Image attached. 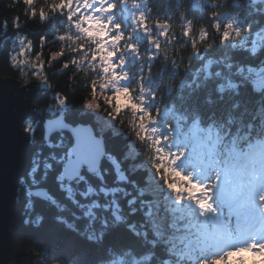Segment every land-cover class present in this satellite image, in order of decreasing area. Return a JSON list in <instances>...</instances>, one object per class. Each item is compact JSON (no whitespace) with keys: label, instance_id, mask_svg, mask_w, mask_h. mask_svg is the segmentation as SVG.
<instances>
[{"label":"trees","instance_id":"16d2710c","mask_svg":"<svg viewBox=\"0 0 264 264\" xmlns=\"http://www.w3.org/2000/svg\"><path fill=\"white\" fill-rule=\"evenodd\" d=\"M107 2L117 5L110 13L113 24L122 25V32L131 37L128 42L137 46L136 52L121 54L125 63L119 72L127 79L118 86L131 87L153 115L150 127L165 138L161 147L171 159L179 156L173 167L181 177L187 176L183 166L202 172L189 178L208 185L216 212L201 215L195 201L181 199L168 187L154 166L150 143L137 139L127 110L114 116L98 97L99 108L87 106L94 100L91 82L98 79L90 62L68 51L51 59L69 46L60 37L76 32L66 10L34 17L23 0H0V70L5 78L22 85L36 82L38 87L35 116L23 125V130L30 125L24 134L33 156L17 187L12 262H210L233 249L219 243L221 229L236 236V213L219 200L218 170H229L240 153L254 158L264 152V0H138L139 7L124 0ZM49 3L37 0V9ZM141 12L148 15L149 24L158 20L170 25L167 39L158 28L152 33L159 38L160 51L134 22ZM188 22L192 39L183 35ZM229 23L235 29L225 39ZM236 30L242 34L235 35ZM22 42L31 48L24 52ZM17 56L26 59L20 68L13 61ZM40 58L46 80L36 79L32 69ZM73 58L79 60L77 68L70 64ZM50 110H63L68 123L91 124L104 136L107 157L97 172L85 170L74 182L63 179V163L73 142L60 133L44 143L43 124ZM37 188L48 189L56 203L34 199L31 191ZM214 219L222 226L218 237L204 230L206 222L213 227ZM244 259L258 264L251 255Z\"/></svg>","mask_w":264,"mask_h":264},{"label":"snow or ice","instance_id":"6c2138e0","mask_svg":"<svg viewBox=\"0 0 264 264\" xmlns=\"http://www.w3.org/2000/svg\"><path fill=\"white\" fill-rule=\"evenodd\" d=\"M24 4L29 10V14L34 17L47 18L52 12L65 11L68 19L72 21L76 30L73 35H64L60 39L68 43L67 49L57 51L51 59L58 60L64 56L65 51L70 52L73 56H79V60L83 59L85 63L90 62V68L98 79L91 82V94L94 97L92 102H88L87 106L92 109H97L101 105L96 102L95 98H99L105 105L112 109L114 116H121L124 110H127L130 115V120L137 129V139L150 143L153 150L154 166L160 172L161 178L167 180L168 187L172 189L177 196L184 199L185 196L189 200L195 201L201 210V215L207 216L208 213H215L216 206L212 203V194L208 185H201L193 183L189 177H181V173L173 167L175 163L171 159V154L161 147L164 143V137H158L156 133L158 129H152L150 122L153 121V115L144 108L143 104L137 99L136 92L131 87L118 86V82L127 79L126 73H120V67L125 63L121 58V54L126 51H137L135 44L129 43L131 37L122 32V25L113 24V18L110 13L117 7L115 3H108L107 0H50L46 8L37 9V0H23ZM125 3L131 2L133 7H139L138 0H124ZM183 15V13H182ZM216 15V14H214ZM137 28L149 35L150 42L158 51L161 50L162 45L158 37H154L152 33L155 29L160 30V35L166 39L170 37V25L162 23L158 20H153L149 24V17L146 13L141 12L133 17ZM16 27L20 26L19 18L14 19ZM220 27V25H217ZM227 31L224 33L225 39L233 33L235 25L229 23ZM193 27L192 23L188 22L184 28L183 35L192 39ZM242 33L239 30L235 31V35L240 36ZM205 38L202 35L201 39ZM24 52L31 48L30 44L24 43ZM206 47H211L206 44ZM32 66L35 70V78L39 80H46L44 72V65L40 62ZM79 60L71 59L70 64L76 68L79 66ZM13 61L16 68H20L26 59L21 60L19 56L14 57ZM119 61V63H117ZM70 65L67 63L66 67ZM111 91L113 94H107ZM66 100V98H65ZM64 100L61 101L63 103ZM26 132L30 131V125H26ZM81 142L78 140V144ZM85 155L77 163H87V143L84 145ZM175 177V178H174ZM225 187L220 189L219 200L222 204H226L228 191L231 194L238 196L242 200L255 207L259 204L261 210H264V159L260 161V170L257 171L254 167V159L251 155L239 154L235 158L231 168L225 172ZM34 199L43 202L51 201L56 203L55 198L46 188H37L34 193ZM119 219V218H118ZM213 227L209 229L207 222L204 225L206 233L216 237L219 236V222L212 221ZM259 253L264 257V243L252 241L244 246L230 249L215 257L210 262L204 264H246L244 259L252 253Z\"/></svg>","mask_w":264,"mask_h":264},{"label":"water","instance_id":"95a60500","mask_svg":"<svg viewBox=\"0 0 264 264\" xmlns=\"http://www.w3.org/2000/svg\"><path fill=\"white\" fill-rule=\"evenodd\" d=\"M2 30L3 17L0 13V35ZM37 95L36 82L22 85L16 79L5 78L0 70V264H14L11 226L15 216L17 187L33 156L23 125L35 116ZM51 116L44 123V143H49L59 133L69 134L73 141L72 154L64 163V179H79L85 169L98 171L106 158L104 137L97 135L91 124H69L64 111L53 112ZM85 143L88 162L79 163L77 168L78 161L85 155ZM35 190L32 191L33 197Z\"/></svg>","mask_w":264,"mask_h":264},{"label":"rangeland","instance_id":"374dc122","mask_svg":"<svg viewBox=\"0 0 264 264\" xmlns=\"http://www.w3.org/2000/svg\"><path fill=\"white\" fill-rule=\"evenodd\" d=\"M172 158V160L175 161L173 166H176L178 163V157ZM259 158L254 159V167L257 171L260 170V161L261 159H264V154H260L258 156ZM256 158V157H255ZM205 164V163H204ZM207 167H212L213 165L205 164ZM186 167L183 166L182 172H185L187 174L186 177H189L190 174H193V177H196L200 174H202L201 171L191 169H185ZM228 169H222L220 168L217 173V180L219 182V188L218 191L220 192L221 188L225 187L226 181H225V172ZM227 201L231 202L229 205H227V208L230 209L232 206L234 208L238 209V213L236 214V237L232 238L230 236L229 232L224 231L222 226H220L221 231L223 232V236H221L219 243L221 246L228 248H236L240 246H244L252 241H257L260 243H264V210H261L259 207V204H257L255 207L250 206L247 201L242 200L238 196H234L231 194L230 190H227ZM227 202V203H228ZM252 257H255L254 261L258 264L264 263V257L260 256L259 253H252L250 254ZM249 256V255H248ZM246 258V256L244 257Z\"/></svg>","mask_w":264,"mask_h":264}]
</instances>
